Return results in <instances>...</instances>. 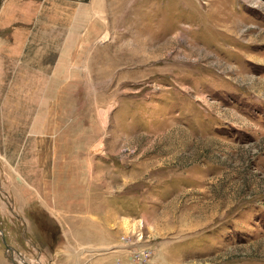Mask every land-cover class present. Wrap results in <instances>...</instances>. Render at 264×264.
Masks as SVG:
<instances>
[{
  "label": "rangeland",
  "instance_id": "rangeland-1",
  "mask_svg": "<svg viewBox=\"0 0 264 264\" xmlns=\"http://www.w3.org/2000/svg\"><path fill=\"white\" fill-rule=\"evenodd\" d=\"M104 1L17 2L0 264H264V0ZM82 225L119 252L71 258Z\"/></svg>",
  "mask_w": 264,
  "mask_h": 264
},
{
  "label": "bare ground",
  "instance_id": "bare-ground-1",
  "mask_svg": "<svg viewBox=\"0 0 264 264\" xmlns=\"http://www.w3.org/2000/svg\"><path fill=\"white\" fill-rule=\"evenodd\" d=\"M20 1V0H19ZM18 1V2H19ZM121 3H122V0H119ZM126 3V2H125ZM93 5H94V8L92 9V11L94 12V14H100V11H99V9H101V7L102 6H105V5H107V3L104 1V0H92V2H91V4H90V6H92L93 7ZM122 5H123V3H122ZM61 6H66V4L65 3H61L60 5H58V7H61ZM68 7V6H67ZM106 7V6H105ZM62 8H64V7H62ZM69 8V10H70V8L71 7H68ZM17 12L19 11V16L21 15V17H22V19H23V22H21L20 24H25V26L22 28V27H20V25L18 26H16V27H14L13 26V24H18L17 22L15 23V21H14V17H12V15H10V13L9 14H6V15H4L3 16V22L1 23V28H3V30L5 29V35H7L5 38H4V40H2V43L0 44V47L2 48V49H4V48H10V47H8L9 46V38H8V35L9 36H13L14 37V39L17 41V42H19L18 43V47L21 45H23L24 46V42L21 44V41H23V39H25L26 40V38L29 36V33H27L28 32V29H30V27L27 25V23H32V20L33 19H31L30 17H31V15L33 16L34 15V13H37L38 11H35V10H33V11H31V13H28L29 11H27V10H25V9H18V10H16ZM56 11V9H54V12ZM101 13H103V12H101ZM105 13V12H104ZM116 18H120L119 19V21L121 22V20H122V23L124 22L123 20H125V17H126V15H125V13L124 12H122V14L121 13H119V15H117V16H115ZM114 17V18H115ZM31 19V20H30ZM21 20V19H20ZM126 20H127V18H126ZM119 21H112V24L114 23V24H117V23H119ZM105 27V26H104ZM100 32H101V30H100ZM9 33V34H8ZM95 34V33H94ZM98 36V35H97ZM107 39H108V34L107 33H105L101 38H100V40H101V42H104V41H107ZM14 41V40H13ZM95 44V43H94ZM15 45L17 46V44H16V42H15ZM13 46V45H12ZM11 49V48H10ZM14 54V56L13 55H11V59L13 60V62L14 63H16V61H17V58L15 57L16 55H18L19 53H13ZM82 55V54H81ZM27 156H29V155H27ZM30 157V156H29ZM49 159V157H45V158H43V160L45 161V160H48ZM42 160V161H43ZM26 168H28L27 166H26V164H25V162H23L21 165H20V163H17V172L19 173V175H21L22 177L24 176L25 177V174H26V177L28 178V175H27V173H29L27 170H26ZM27 172V173H26ZM47 178V177H46ZM62 182V181H61ZM42 188H43V191H44V187L42 186ZM68 188V187H67ZM69 189H66V190H64V191H62V193H61V195H59V198H57V200H58V202H57V204H58V206H61V205H63L64 204V200H63V197L66 195V196H68V197H72V195L73 194H75V193H77V191H75V190H71V188H70V190L68 191ZM79 193V192H78ZM46 194H48L47 192L45 193V191H44V198L47 196ZM64 195V196H63Z\"/></svg>",
  "mask_w": 264,
  "mask_h": 264
},
{
  "label": "crops",
  "instance_id": "crops-1",
  "mask_svg": "<svg viewBox=\"0 0 264 264\" xmlns=\"http://www.w3.org/2000/svg\"><path fill=\"white\" fill-rule=\"evenodd\" d=\"M18 1L19 0H8L7 3L3 7V12H4L3 16L10 13V15H12V17H14L16 10L20 9L19 4L17 3ZM21 9L27 10L24 7ZM28 13H31V11H29ZM3 16L1 17V20H0V28H1V23L3 22ZM1 31L4 32L5 29L3 30V28H1ZM71 207L72 206H68L66 209H70ZM88 228H89V226L82 225L75 232V236L77 238H79L78 241H76L77 243L75 244L76 249H74L73 246L65 247L64 250L66 251V253L67 252L70 253V256H72L71 258L80 260V259H82V256H84L83 254H86V253H92L93 254L96 252V253H101V256H102V255L108 254V252H113V253L119 252L117 250V249H120V247L118 245L110 244L109 242L105 245H99V242L104 243L105 240L107 239V241H108L109 238L105 237V240L102 239V237H100V236L98 238H94V237H92V231L91 230L89 231ZM88 237H90V238H88ZM105 259H106V257H104V258L102 257L99 259L96 258L97 262L94 264H100V263L102 264L105 261ZM113 263H115V262H113Z\"/></svg>",
  "mask_w": 264,
  "mask_h": 264
},
{
  "label": "water",
  "instance_id": "water-1",
  "mask_svg": "<svg viewBox=\"0 0 264 264\" xmlns=\"http://www.w3.org/2000/svg\"><path fill=\"white\" fill-rule=\"evenodd\" d=\"M2 240H4V244L6 245L7 250H12V251H14L10 246H8L7 241H6L4 238H2ZM12 261H13L14 264H17V263L14 261V259H12Z\"/></svg>",
  "mask_w": 264,
  "mask_h": 264
}]
</instances>
